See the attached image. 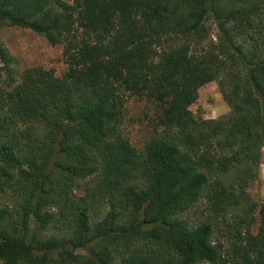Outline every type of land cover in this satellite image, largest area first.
<instances>
[{"label":"trees","instance_id":"1","mask_svg":"<svg viewBox=\"0 0 264 264\" xmlns=\"http://www.w3.org/2000/svg\"><path fill=\"white\" fill-rule=\"evenodd\" d=\"M6 27L64 75L19 74ZM0 63V264H264V0H0ZM212 82L230 112L198 122ZM132 97L158 107L143 151Z\"/></svg>","mask_w":264,"mask_h":264},{"label":"rangeland","instance_id":"2","mask_svg":"<svg viewBox=\"0 0 264 264\" xmlns=\"http://www.w3.org/2000/svg\"><path fill=\"white\" fill-rule=\"evenodd\" d=\"M63 1L72 4L74 0ZM1 37L14 59V68L19 74L32 67L53 70L57 77H62L66 72L68 65L63 56L62 45L52 46L41 35L16 27L2 29ZM190 110L198 122L205 119H219L230 112L216 82L209 83L199 90V99L190 107ZM157 112L156 103L144 98L132 97L126 102L121 126L122 134L140 151L145 149L146 143L155 135L153 120ZM248 193L253 201L260 205L264 203V149L262 150L258 177L251 182ZM12 201L13 198L8 195V198L0 199V205L12 207ZM95 213L101 218L104 216L105 209L99 208ZM256 219L259 222L258 214ZM258 226L257 223L253 227L254 232L258 230Z\"/></svg>","mask_w":264,"mask_h":264}]
</instances>
